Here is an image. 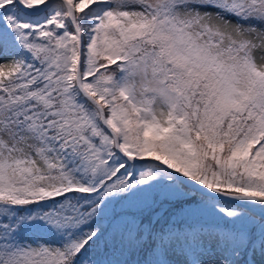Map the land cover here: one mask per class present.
<instances>
[{
  "label": "snow or ice",
  "instance_id": "obj_1",
  "mask_svg": "<svg viewBox=\"0 0 264 264\" xmlns=\"http://www.w3.org/2000/svg\"><path fill=\"white\" fill-rule=\"evenodd\" d=\"M0 264H264V0H0Z\"/></svg>",
  "mask_w": 264,
  "mask_h": 264
}]
</instances>
